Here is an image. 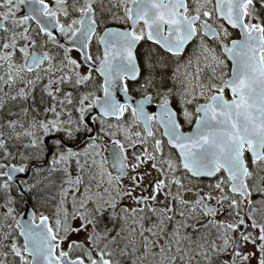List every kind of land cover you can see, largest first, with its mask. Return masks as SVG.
<instances>
[{
    "label": "snow or ice",
    "instance_id": "1",
    "mask_svg": "<svg viewBox=\"0 0 264 264\" xmlns=\"http://www.w3.org/2000/svg\"><path fill=\"white\" fill-rule=\"evenodd\" d=\"M0 264H264V0H0Z\"/></svg>",
    "mask_w": 264,
    "mask_h": 264
}]
</instances>
